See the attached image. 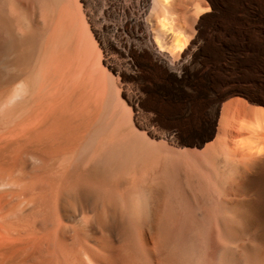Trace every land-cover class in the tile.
Returning a JSON list of instances; mask_svg holds the SVG:
<instances>
[{"label": "bare ground", "instance_id": "6f19581e", "mask_svg": "<svg viewBox=\"0 0 264 264\" xmlns=\"http://www.w3.org/2000/svg\"><path fill=\"white\" fill-rule=\"evenodd\" d=\"M180 1L0 0V264H264V0Z\"/></svg>", "mask_w": 264, "mask_h": 264}, {"label": "rangeland", "instance_id": "374dc122", "mask_svg": "<svg viewBox=\"0 0 264 264\" xmlns=\"http://www.w3.org/2000/svg\"><path fill=\"white\" fill-rule=\"evenodd\" d=\"M200 1L201 0H182L178 3L177 8L180 7V9L178 8V10H181L182 7V10L188 11L186 13L187 14L189 13L188 14L189 16L198 15L201 17H206L208 15L215 13L214 9L207 8L206 6L202 5L203 3L202 1L201 2ZM198 9L200 10V12H198L199 11ZM195 10H197V13H195ZM184 22H185L183 23L184 31L185 33H187L185 35L186 37L192 38V35L190 34H192L193 32L190 22L188 20H185ZM211 25L212 24L210 20H205L202 23L201 55L202 57H207L208 55L213 54V56H215L219 60L220 63V67L218 69L219 72L230 73L240 69V67L238 66L239 61L238 60L235 61V57H237L241 52H252V50L254 51L257 49L262 50V52H264V48H263L264 26L257 28L258 31L257 34H249L248 32L240 34L238 33L239 27L230 28V27L220 26L212 29ZM261 70L262 69H260V71Z\"/></svg>", "mask_w": 264, "mask_h": 264}]
</instances>
